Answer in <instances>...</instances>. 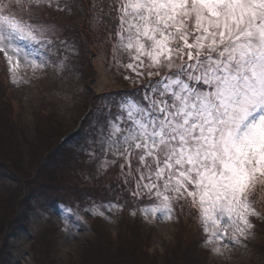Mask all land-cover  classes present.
<instances>
[{
  "label": "snow or ice",
  "instance_id": "1",
  "mask_svg": "<svg viewBox=\"0 0 264 264\" xmlns=\"http://www.w3.org/2000/svg\"><path fill=\"white\" fill-rule=\"evenodd\" d=\"M51 6L0 0V54L14 83L22 63H49L54 28L41 17ZM99 14L118 21L127 67L158 77L140 99L117 101L97 130L134 181L132 196L153 201L145 216L169 220L187 205L205 243L247 239L261 215L252 193L264 184V0H111Z\"/></svg>",
  "mask_w": 264,
  "mask_h": 264
},
{
  "label": "rangeland",
  "instance_id": "2",
  "mask_svg": "<svg viewBox=\"0 0 264 264\" xmlns=\"http://www.w3.org/2000/svg\"><path fill=\"white\" fill-rule=\"evenodd\" d=\"M57 3L60 8H64L66 0H52V8L48 11H52L57 18L52 19L47 12H43L41 17L42 23L47 22L54 28V34L50 37L52 46L48 50L49 63L46 67L34 71L22 63L16 72L19 82L14 83L8 65L0 54V66L4 75L3 80L0 79V110L3 112L7 108L6 102L11 103L14 108V121L19 125V129L29 136L36 134L34 130L43 110L47 113L58 112L60 117L65 118L67 128L70 130L73 127L75 131L80 126L82 114L87 110L85 106L82 108L81 100L89 96L90 92L97 94L96 91L100 93L105 90L110 92L109 95L113 98L122 88L142 83L148 77L146 68L127 67L129 57L116 47L117 41L112 48L116 53L114 58L111 57L113 64L108 66V62L105 63L106 56L103 51L100 54L98 52L96 56L90 54L93 58L90 62L96 70L90 72L78 49L79 43H75L72 38H65L66 29L59 26ZM137 72L144 75H137ZM150 79L155 80L158 77L153 76V79ZM150 79L145 82L149 83ZM143 85L146 86V83ZM133 96L140 99L141 93ZM120 99H109L103 95V100H107L114 108L110 110L112 115L116 114V103ZM108 115L109 111L91 120L96 131L94 130V136L89 135L87 146V142H81L87 140L85 134L82 138L67 140L65 143L68 147L77 148V152L83 151L89 155L87 162L75 164L80 166L81 170L89 166L111 167L113 164L115 157L112 151L106 150L98 143L97 130L105 125ZM20 134L17 132L21 144L7 145L3 140L0 143V193L5 198L12 192L16 196L22 180L25 183L28 181L29 187H32L31 184L36 182L34 173L36 170L38 173L40 168L37 166L38 160L32 158L36 152L32 154L29 146L24 145L26 138ZM40 153L37 151V154ZM49 166L46 167L47 170L53 172L55 168ZM94 172L95 168H92L90 174L94 177L92 180L96 181L95 177L99 176L100 171ZM96 183L98 182H91L90 187L94 188V192L99 196L91 192V195L82 201V198L76 200V197L64 192L61 193L64 197L60 196L54 202L53 198H50L53 199L50 201L49 198L34 195L25 205L21 204L18 210L14 211H17L16 213L13 214L10 210V215H15L18 223L14 225L12 222L8 230L11 237L6 240L10 249L3 264H38L40 260L41 264H90L93 260L88 263L86 256L90 257L91 250L108 248L120 252L127 243L134 244L131 252H134L137 261H144V252L150 264L155 262L156 256L162 257L163 260L164 256L169 257V253L173 255L175 250L186 255L185 260L183 259L185 264H264V258L259 251L264 248V236L262 237L254 218H251L254 226L249 230L247 239H241L239 243H228L227 246L220 241L205 243L206 237L202 236L205 235L202 227L197 230L188 218L182 221L179 216L175 218V213L172 219L166 220L160 218L159 214L156 217L145 216L143 208L141 214L133 215L129 221L131 224H127V219L123 220L120 216L123 205L117 200L102 199L106 195L97 191ZM257 186L258 184L255 189ZM150 203L153 201L150 200ZM109 204L115 206L109 208ZM260 210L263 211L262 208ZM121 231L127 237L120 236ZM42 234H45L44 238ZM191 235L198 236L191 239ZM231 236L230 232L229 238ZM42 239L53 242L52 249L47 253L41 252L42 249L39 248ZM6 240L3 239L1 244ZM157 262L162 264L158 260Z\"/></svg>",
  "mask_w": 264,
  "mask_h": 264
},
{
  "label": "trees",
  "instance_id": "3",
  "mask_svg": "<svg viewBox=\"0 0 264 264\" xmlns=\"http://www.w3.org/2000/svg\"><path fill=\"white\" fill-rule=\"evenodd\" d=\"M110 2L111 0H66V7L64 6V8H60L58 11L59 26L62 29H66L64 31V35L66 37H64L67 39L72 38L75 40V43H79L78 49H80L79 51L83 56V60L87 63L90 72L95 70V68H93V64L90 62L93 59L90 54L96 56L98 52L100 54V52L103 51L106 56L105 63L108 62V66L111 65V63L113 64L111 61V57L114 58L112 48L114 43L117 41L115 37V28L118 21L115 19H108L107 17L99 14V10L105 9L106 5ZM93 3L98 5V8L95 9V12L93 9ZM50 8H52V6ZM50 8L44 12H47L49 16H52V19L57 18L58 16L54 15L52 11H48ZM94 13L96 16L99 15V20L93 18L95 16ZM0 77L2 81L4 75L1 71V66ZM124 88V93L118 91L113 98H111L109 95L111 94L110 92L103 90L100 93L96 91L97 94L90 92L89 96H86L85 99H82V108L85 106L87 107V110L84 112V114L81 112L83 116L80 120V128L74 134H72L71 137H68V135L74 131L73 127H71L69 130V128H67L68 125L65 121V118L63 119L60 117L59 113L54 110V112L48 111L49 113H47L46 110H43L42 114L39 115V122L37 123V126L34 130L36 134L33 136L25 135V132L23 130L21 131L19 129V125H17V122L14 121L13 106H11V103L9 102H6V104L4 103L7 108L4 109L3 112L0 110V143L3 140L7 142V145L8 143L13 145L21 144L22 142H20L19 138L17 137V132L21 133L20 135L26 138L24 145L29 146L32 154L36 152V155H34L32 158L38 160L37 166H40V168L38 173L37 170L34 173L36 174V182L31 184L32 187H29L28 184L30 183L28 181L25 183V181L22 180L23 183L18 188L16 196L15 193L12 192L8 198H5L4 196H1L3 194L0 193V264H3L6 255L9 253L8 249H10V246L6 240L10 239L11 237L8 230L10 229L12 222L14 225L15 223H18L16 220L17 217L13 215L17 211H14L18 210L21 204L24 203L25 205V203L30 201L31 197L34 195L39 198H49V200L50 198H53L54 202H56L58 200L57 198L61 196V193L64 194L65 192L66 194L76 197V200H80L82 198L83 201L86 200L89 195H91V192H93V194H97L94 192V188L92 189L90 187V183L98 182L95 184V188L99 193L106 195L102 199L106 198L109 201H119V203L123 205L120 211L121 218L123 217V220L127 219L126 223L131 224V222H129L131 219L127 217H133V215H136V209L142 207L146 201H144L145 198H134L132 196L131 193L135 190V183L130 179L127 183H125L126 177L121 175L120 169L122 160L116 158V160H118L115 161L111 167L100 168L96 166H89L87 168L85 167L86 169L83 168L81 170V167L75 164L87 162L89 155L83 153V151L77 152V148L68 147L67 144H65L66 142L63 140L64 138L69 140H77L82 138L83 134H85L87 140H83L81 142H87V146L89 135L94 136L95 133V129L92 126L93 122L91 120L98 118L97 116L99 114L114 109L113 106L107 102V100H103V95H106L109 99H120L125 95H137L140 93V91L136 90L135 92L129 87ZM37 151H40L41 153L37 154ZM48 166L54 167V171L49 172L46 168ZM19 168L20 166H18V169ZM92 168H95V172L100 171L99 176L95 177L96 181L92 180L94 177H92L90 174L92 173ZM126 170L127 169H125V171ZM252 196L254 198V204L257 207V210L261 213L260 217H253V220L256 225H259L258 228L261 230L263 237L264 187L261 183H259V186L255 191H253ZM53 199L50 201H53ZM176 207L178 212L177 217L179 216L182 221L188 218L191 224H193L196 229L199 230L196 211L187 205L183 207V210H181L180 205H176ZM261 208L263 211L260 210ZM10 210L13 211V216L10 215ZM133 212H135V214H133ZM195 227L192 228L194 229ZM119 233L121 234L120 236H126L123 231ZM258 234H260V231ZM44 235L42 234V238H44ZM197 236L198 235H191V239L196 238ZM3 239L6 240V242L1 244ZM52 247V241H44V239L40 241L39 248L42 249L41 252L47 253V251L49 252ZM132 249H134V244L127 243L126 247L124 249L121 248L120 252H117L114 249L109 250L108 248L98 251L91 250L90 257L86 256V260L88 263L90 260H93V262L90 264H150V262L145 257L147 254L144 252V261H137L135 259L134 252H131ZM259 251L264 258V248L263 250L259 249ZM185 256L186 255L175 250L173 255H170L169 253V257L164 256L163 260L161 259L162 257L159 258L156 256L154 259L155 262L151 264H157V260L162 264H185ZM41 262L42 261L40 260L38 264H41Z\"/></svg>",
  "mask_w": 264,
  "mask_h": 264
}]
</instances>
